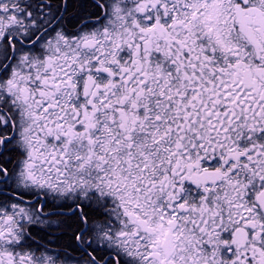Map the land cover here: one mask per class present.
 Here are the masks:
<instances>
[{
	"label": "snow or ice",
	"instance_id": "snow-or-ice-1",
	"mask_svg": "<svg viewBox=\"0 0 264 264\" xmlns=\"http://www.w3.org/2000/svg\"><path fill=\"white\" fill-rule=\"evenodd\" d=\"M0 264H264V0H0Z\"/></svg>",
	"mask_w": 264,
	"mask_h": 264
}]
</instances>
